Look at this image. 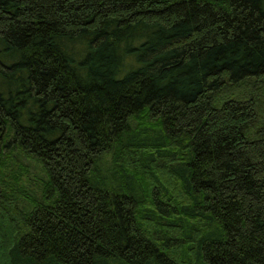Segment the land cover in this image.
I'll return each instance as SVG.
<instances>
[{
    "label": "trees",
    "instance_id": "1",
    "mask_svg": "<svg viewBox=\"0 0 264 264\" xmlns=\"http://www.w3.org/2000/svg\"><path fill=\"white\" fill-rule=\"evenodd\" d=\"M0 264H264V0H0Z\"/></svg>",
    "mask_w": 264,
    "mask_h": 264
},
{
    "label": "rangeland",
    "instance_id": "2",
    "mask_svg": "<svg viewBox=\"0 0 264 264\" xmlns=\"http://www.w3.org/2000/svg\"><path fill=\"white\" fill-rule=\"evenodd\" d=\"M12 150H14V149H12ZM12 150H11V152H12ZM16 154H17V152L14 153V155H16ZM23 161L26 164H28L29 171H30L28 176L25 177L26 186L30 192L35 193V191H37V189H38L37 181H38L39 177H41V174H39L38 166L33 159L23 158Z\"/></svg>",
    "mask_w": 264,
    "mask_h": 264
}]
</instances>
